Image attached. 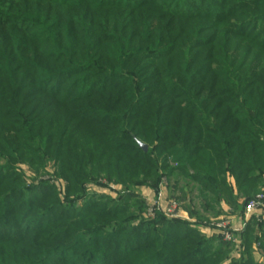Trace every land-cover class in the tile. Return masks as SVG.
<instances>
[{"label":"trees","instance_id":"obj_1","mask_svg":"<svg viewBox=\"0 0 264 264\" xmlns=\"http://www.w3.org/2000/svg\"><path fill=\"white\" fill-rule=\"evenodd\" d=\"M52 159L65 200L15 171ZM102 174L127 207L71 202ZM164 176L200 222L264 189V0H0V264H264V219L226 263L221 238L146 217Z\"/></svg>","mask_w":264,"mask_h":264},{"label":"rangeland","instance_id":"obj_2","mask_svg":"<svg viewBox=\"0 0 264 264\" xmlns=\"http://www.w3.org/2000/svg\"><path fill=\"white\" fill-rule=\"evenodd\" d=\"M194 2V1H193ZM189 5V4H188ZM192 5V4H191ZM173 156L168 157V162L169 164H172L174 166V168H176L177 164L175 162H173ZM159 164L160 167L161 165L166 166V164H164L163 161V156L160 157L159 159ZM15 171L20 173V176L23 178V180L25 181L23 186H27L30 189L33 188L32 186H38L40 183H47L50 184L51 186H54L57 190V192H60L61 198L62 200H65L64 198V185H65V180L63 178L60 177V168H59V164H57L53 159L52 160H48L45 165L44 168H38L37 164L33 167L32 165H30L28 162H20L18 163V165H16ZM160 173H165L168 174L169 169L167 171H159ZM177 172V171H176ZM95 180H93V182H89L85 185V195L84 197H82L81 199L78 200H72L71 202H75L78 205H81L83 203V200H87L89 197H96L98 195H105L110 197L111 199L116 201V205L119 206H125L127 207L129 203H127L125 198H121L120 193L126 191L127 192V187L116 183L117 181L115 179H112L111 181L108 180V178L106 177L105 174H102L99 178L94 177ZM164 179H166V177L164 176ZM163 179V181H164ZM173 180V179H171ZM110 181V182H109ZM188 181L187 180H183L181 183V186H184L185 190L188 191L187 195V203H189L188 198H190L192 196L193 199V204L194 206L198 207V203H199V199H197V196L199 194V192L197 191V189H195L197 187V185H195V183H189L190 185H188ZM171 188H169L170 186H168L167 183V187H168V192L170 191V193H172L173 187H174V182H171ZM188 187H187V186ZM133 188L137 189L138 187H134ZM187 187V188H186ZM142 188V186L139 187V189ZM193 190V192L191 191V189ZM62 191V194H61ZM168 196H170V194H168ZM172 197H177L176 195H171L170 197H166L164 198V201L167 202L169 200H176L175 198ZM264 201V189L259 192L258 194H256L253 198H251L248 202H250L253 199H257L259 198ZM121 198V199H120ZM199 200V201H198ZM177 201V200H176ZM247 202V204H248ZM181 203L179 202V205ZM185 204V203H184ZM246 204V205H247ZM148 206V203H147ZM216 210V209H215ZM147 211V209H146ZM202 213V210H200ZM145 214L147 215V217L149 218H153V216H148V214L145 212ZM204 214V213H202ZM156 216V215H155ZM154 216V217H155ZM221 216V213H219L218 216H210L208 223L211 222H217V220L219 219V217ZM197 230L200 231L199 228H196ZM201 232V231H200ZM224 242L229 244L230 247V251H229V257L227 258V260L225 261L226 263H229L232 259H236L239 258L241 255V252L244 250V246H243V241H239L236 242V240H224ZM256 260L260 261V262H264V258H263V254H261L260 252H256Z\"/></svg>","mask_w":264,"mask_h":264},{"label":"crops","instance_id":"obj_3","mask_svg":"<svg viewBox=\"0 0 264 264\" xmlns=\"http://www.w3.org/2000/svg\"><path fill=\"white\" fill-rule=\"evenodd\" d=\"M166 179L162 181L159 188L154 190L150 187H142L139 189L143 198L145 199L146 205L150 201H153L159 193L163 198L170 197L174 193L168 192V187ZM170 194V196H168ZM175 195V194H174ZM175 198V197H172ZM240 199V203H242ZM246 205L242 210H235L233 207L222 202V213L217 222L208 223V221L200 222L196 216H192L188 211L183 207V204H180V209L178 210L179 217L167 219H181L187 220L192 223V226L199 228L201 233L207 237H219L221 240H236L239 242L243 240V234L247 227V224L250 220L256 219L261 221L264 219V204L259 206L253 213L250 215L246 214ZM147 213V211H146ZM147 217V215L145 214ZM154 217V216H153Z\"/></svg>","mask_w":264,"mask_h":264},{"label":"built area","instance_id":"obj_4","mask_svg":"<svg viewBox=\"0 0 264 264\" xmlns=\"http://www.w3.org/2000/svg\"><path fill=\"white\" fill-rule=\"evenodd\" d=\"M264 201L259 198L253 199L246 205V214L250 215L257 209L259 206L263 205ZM180 209L179 202L172 199L167 202L164 201V198L159 193V195L153 199V201L148 202L147 214L148 216H155L157 213H161L166 217L175 218L179 217L178 210Z\"/></svg>","mask_w":264,"mask_h":264},{"label":"water","instance_id":"obj_5","mask_svg":"<svg viewBox=\"0 0 264 264\" xmlns=\"http://www.w3.org/2000/svg\"><path fill=\"white\" fill-rule=\"evenodd\" d=\"M141 147H142L145 151L148 150V146H147L146 144H141Z\"/></svg>","mask_w":264,"mask_h":264}]
</instances>
